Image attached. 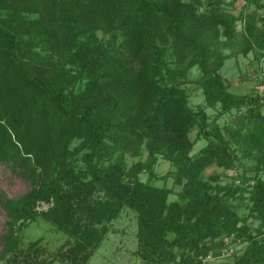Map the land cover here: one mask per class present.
<instances>
[{
    "label": "trees",
    "instance_id": "16d2710c",
    "mask_svg": "<svg viewBox=\"0 0 264 264\" xmlns=\"http://www.w3.org/2000/svg\"><path fill=\"white\" fill-rule=\"evenodd\" d=\"M253 1L236 13L234 0H0V164L29 186L17 196L0 187L5 252L41 215L71 234L54 260L87 264L126 203L138 212L136 252L147 263L204 264L201 257L220 252L216 237L237 231L247 244L234 264H264V92L233 91L221 72L240 53L264 60V2ZM193 66L206 104L218 108L213 119L189 103L183 84ZM226 113L233 118L221 125ZM195 128L207 144L190 156ZM145 141V160L104 168ZM83 148L87 166L75 171ZM159 154L176 165L181 200L167 203V188L138 176L145 167L156 175ZM241 156L257 160L241 183L200 178L206 165L234 168ZM97 186L104 203L92 202ZM237 197L251 202L256 229L231 203ZM51 199L47 211L37 208Z\"/></svg>",
    "mask_w": 264,
    "mask_h": 264
},
{
    "label": "rangeland",
    "instance_id": "374dc122",
    "mask_svg": "<svg viewBox=\"0 0 264 264\" xmlns=\"http://www.w3.org/2000/svg\"><path fill=\"white\" fill-rule=\"evenodd\" d=\"M207 4L212 0H204ZM233 0H223L224 3H230ZM264 2V0H262ZM232 6L234 12L240 13L242 9H254L256 4L253 0H234ZM205 7V6H203ZM264 13V7L259 9ZM243 23L238 21V27L242 28ZM101 33V32H100ZM233 48H228L227 51H232ZM221 72L226 79L232 82L231 89L237 92H264V60L258 62L254 60L253 53L249 52L247 55L242 53L237 56H231L226 60ZM201 71L198 66H193L189 71V80L186 81L185 86L189 93V103L193 108H198L201 105L205 106L206 111L210 114V119H213L218 108H213L206 104L203 89L194 81L200 75ZM233 118V114H223L218 117V122L221 125L228 123ZM197 128L189 132L191 139H194V144L190 150L189 155L193 156L207 144V139L204 137L197 138ZM81 139L73 140L71 146L73 148L79 147ZM237 153L241 155V150L234 145ZM88 150L83 148L76 153V159L73 163L75 171L85 169L87 162L83 157L84 152ZM149 149L147 142H143L139 151H125L124 153L116 152L111 158H106L104 168L111 163H115L123 159L125 169H130L134 163L140 160H145L148 156ZM123 154V155H121ZM238 166L234 168L226 167L218 164L216 161L206 165L199 173L200 178L212 185L241 183L244 177L254 175V166L257 160L253 157L241 156L237 160ZM156 175L150 177V169L145 167L138 176L143 181H148L154 186H159L168 189L167 203L174 200H181V191H183V182L178 181L176 174V165L169 159H166L162 154L158 155V161L153 165ZM244 168H247L245 171ZM90 177V175H89ZM128 178V174H126ZM187 178V177H186ZM186 178L184 180H186ZM253 181H251L252 183ZM63 183V181H62ZM63 183V187L65 188ZM0 187L3 188L8 195L17 196L28 189V183L12 171L0 164ZM67 187V186H66ZM111 187V186H110ZM210 190L215 191L212 187ZM249 192L247 191L246 196ZM109 197L105 189L99 186L95 188L92 193V202L99 204ZM231 203L238 204L237 208L240 214L248 216V222L251 227L256 229L260 225V220L250 213V204L246 197L230 198ZM54 201L40 200L37 208L39 210L47 211ZM8 216L4 208L0 207V254L5 252L3 243V234L6 231V220ZM20 231H16L19 235L18 247L7 250L0 256V264H74L71 259L62 261L63 259H56L54 257L60 246L71 237L70 232L58 227L51 220L44 216L38 215L35 219L26 221ZM111 230L108 232L96 252L89 259L87 264H153L147 263L137 252L138 249V229L139 217L138 212L133 207L123 204L118 211V215L114 217L110 223ZM255 231V230H254ZM256 232V231H255ZM70 235V236H69ZM264 233H258V238H263ZM223 244L218 254L213 252L201 257L204 264H217L218 262L228 261L229 264H234V257L236 254L242 252L246 247L247 241L244 237L238 235V232L230 234H223L221 237ZM69 258V257H68ZM159 264V263H157Z\"/></svg>",
    "mask_w": 264,
    "mask_h": 264
}]
</instances>
